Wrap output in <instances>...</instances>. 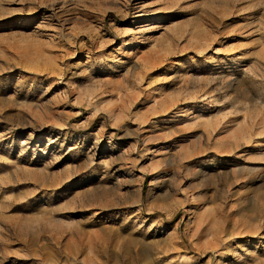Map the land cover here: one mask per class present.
Wrapping results in <instances>:
<instances>
[{
	"label": "rangeland",
	"instance_id": "374dc122",
	"mask_svg": "<svg viewBox=\"0 0 264 264\" xmlns=\"http://www.w3.org/2000/svg\"><path fill=\"white\" fill-rule=\"evenodd\" d=\"M0 264H264V0H0Z\"/></svg>",
	"mask_w": 264,
	"mask_h": 264
},
{
	"label": "bare ground",
	"instance_id": "6f19581e",
	"mask_svg": "<svg viewBox=\"0 0 264 264\" xmlns=\"http://www.w3.org/2000/svg\"><path fill=\"white\" fill-rule=\"evenodd\" d=\"M107 113H108V114H109L111 117H112V116H114V115H112V114H111V112H110V111H108Z\"/></svg>",
	"mask_w": 264,
	"mask_h": 264
}]
</instances>
